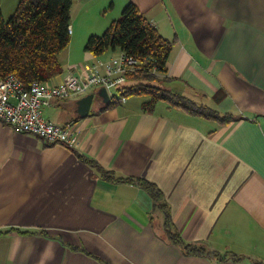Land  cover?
<instances>
[{"label":"crops","instance_id":"0c3cea01","mask_svg":"<svg viewBox=\"0 0 264 264\" xmlns=\"http://www.w3.org/2000/svg\"><path fill=\"white\" fill-rule=\"evenodd\" d=\"M72 1L50 82L119 57L85 43L134 2L174 41L158 85L217 117L161 99L150 110L145 95L94 99L80 117L78 98L55 99L42 114L79 117L76 147L0 122V264H264V0ZM18 2L0 0L2 12ZM79 152L117 177L154 182L171 228L138 183L102 178ZM171 231L210 253L187 252Z\"/></svg>","mask_w":264,"mask_h":264},{"label":"trees","instance_id":"16d2710c","mask_svg":"<svg viewBox=\"0 0 264 264\" xmlns=\"http://www.w3.org/2000/svg\"><path fill=\"white\" fill-rule=\"evenodd\" d=\"M72 0H19L13 14L5 18L0 7V75L15 74L25 86L33 81H48L61 72L58 54L68 46L71 39ZM173 40L164 37L150 22L134 2H129L121 15L113 20L102 34L89 36L85 50L94 55H102L108 50L124 51L141 60H146L144 69L126 72V82L118 91L121 95H145L148 109L158 100H166L172 105L188 111L215 117L217 113L203 108L183 95L158 85L161 73L167 71V61L173 47ZM116 104L111 102L110 106ZM217 117V116H216ZM221 117V116H220ZM225 120L232 114H223ZM80 157L96 168L99 175L112 182L138 183L152 197L154 206L160 207L166 217V225L171 228L170 213L164 201L162 190L145 178L117 177L95 159L79 152ZM9 231V230H6ZM4 232V230H0ZM171 238L184 246L187 252L209 254L204 246L185 242L177 232L171 231ZM231 258L239 259L236 254Z\"/></svg>","mask_w":264,"mask_h":264},{"label":"built area","instance_id":"2783aa9c","mask_svg":"<svg viewBox=\"0 0 264 264\" xmlns=\"http://www.w3.org/2000/svg\"><path fill=\"white\" fill-rule=\"evenodd\" d=\"M146 60L121 51L117 58L105 63V69L96 65L83 68L81 72L69 71L56 83L35 80L30 86L13 73L0 75V122L6 123L14 132L30 133L48 143H62L77 146L78 118L65 123H57L45 118L44 107L55 99L79 98L88 94L94 86L106 87L111 102H122L126 96L121 95L119 87L126 82V72L144 69ZM114 88V90H112Z\"/></svg>","mask_w":264,"mask_h":264},{"label":"water","instance_id":"95a60500","mask_svg":"<svg viewBox=\"0 0 264 264\" xmlns=\"http://www.w3.org/2000/svg\"><path fill=\"white\" fill-rule=\"evenodd\" d=\"M96 95L98 97L96 96L95 98V93L90 92L76 100V112L80 117L88 116L94 99L100 100L105 105H109L111 103V98L106 87H100L97 90Z\"/></svg>","mask_w":264,"mask_h":264},{"label":"rangeland","instance_id":"374dc122","mask_svg":"<svg viewBox=\"0 0 264 264\" xmlns=\"http://www.w3.org/2000/svg\"><path fill=\"white\" fill-rule=\"evenodd\" d=\"M7 1H9V0H7ZM14 7H15V5L9 6V3L3 5V15H4L5 18H8V17H10L13 14L14 9H15ZM98 88H99V86H94L91 89V91H95V90L97 91ZM207 108H209V107H207Z\"/></svg>","mask_w":264,"mask_h":264}]
</instances>
